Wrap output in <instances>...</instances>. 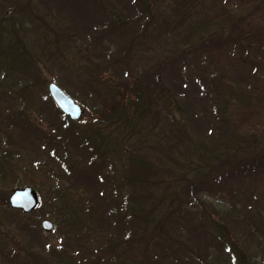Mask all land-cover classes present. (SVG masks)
Masks as SVG:
<instances>
[{"label": "trees", "instance_id": "obj_1", "mask_svg": "<svg viewBox=\"0 0 264 264\" xmlns=\"http://www.w3.org/2000/svg\"><path fill=\"white\" fill-rule=\"evenodd\" d=\"M90 1L92 4L87 0H72L71 4L76 14L82 10L86 12H83L84 16L87 13L89 15L87 21H82L83 25L75 28L73 23L72 32L77 35L76 29H80L85 38L98 39V44L102 45L100 50L103 60L102 73L91 69L93 75H90V78L87 76L83 79L84 82L80 83L85 85L86 95L98 92L92 97L98 102L96 103L95 100V103L85 108L88 109L91 117L98 118L97 129L125 130L129 142L127 144L122 141L123 146H119L115 141L112 142V138H103L102 134L91 136L85 134L96 126L88 127L84 131L76 130L73 124L55 108L51 99L42 104L40 102V105L49 104L55 108L57 116L54 123L51 121L48 123L43 113H36L35 116L42 124L47 122V131H41L30 123L27 105L25 109L20 108L17 111L13 108L7 109V114L2 112L6 108L0 105V117L3 118L0 120V264H158L159 261L156 258L148 259V255L143 254L139 257L127 258L124 253H116L111 257L114 250L110 239L105 246L102 243L101 246L96 245L81 253L79 256L83 254L85 257L82 261L78 259L75 261V255L67 253L62 246V249L53 248L48 244L37 246L36 243L39 242L36 239L39 231L37 226L29 221L28 215L11 209L7 199L1 197L2 185L6 180L5 174L8 172L5 161L7 157L15 155L11 136L14 134L12 133L14 129L18 131V127H23L25 131L33 134L40 148L48 150L54 159L61 162L60 176H63V173L66 176L71 175L68 162L77 164L89 158L99 160V163L93 164L91 168L94 169V176L97 177L101 187L115 183L111 179L112 173L115 172L125 188L137 183L140 186V192L135 191L133 195L128 192V196L124 197V205H121L115 197L110 199L109 201L115 204L109 206L105 203L102 207L103 210L106 209L102 212L103 216L95 215L96 217L93 216L95 210L91 209L93 202L85 200L87 204L84 206L82 199L74 201L71 198V201H66L65 193L53 187L50 213L58 219L56 220L58 226L66 230L63 235L75 236L78 241L83 242L79 233L86 236L102 235V231L108 232L118 224H126L129 231L132 228V233L128 232L132 240L139 238L138 234L140 236L143 234L144 237L153 236L149 242L159 248L158 254L164 255L161 260L165 261H159V264H208L202 261L204 259L200 257L199 249L194 246L188 247L185 242L182 243V235L179 233V229H184L183 223L187 222L182 218V213L189 214L193 211L197 223L196 219L191 220V231L198 232L201 225L206 226L209 230L206 233L208 238L204 237V239L212 242L211 246L220 253V257L227 256L229 264H242L244 260L249 264H258L256 261L252 262L253 259L247 252L237 249L228 237L229 228L233 229L236 225L247 231V234L244 231L239 234L244 238L248 236L252 239L260 230L259 225L252 224L251 221L245 226L244 216L241 219L235 216L236 202L252 204V210L244 211L250 216L255 214L258 198L242 193V189L239 188H236L239 191L227 188L226 194L218 188H223L229 181L244 180L258 172H264V143L252 147H244L242 144V139L247 136L250 129L255 128V123L259 120L258 112L264 106V84L257 85L258 80H255L249 83L246 89H242L238 77L232 75L229 79L227 73L229 70L219 67L220 58L223 59L228 55L218 46H221L219 45L221 42H226L222 44L224 48L240 50L243 55L246 53L245 57L248 56L249 45L252 44L245 43L243 46L246 38L242 36L248 34L245 33L248 31L237 22L240 19L246 21L244 24L249 25L252 13H249L248 18L242 15L246 11L257 12L261 8V0H129L135 7V13L133 7L130 10L118 9V7L116 9L113 4L107 3L110 0ZM88 4L96 10L97 17L90 14L92 11L84 9ZM71 16L76 18L74 15ZM8 18L11 20V17ZM117 31L119 34L115 33ZM124 33L129 35L128 41L124 39ZM109 35H114L115 38L108 39ZM10 37L18 38L16 33L11 34ZM80 37L83 35L81 34ZM263 37L264 33L260 31L259 39L263 40ZM136 43L137 48L141 49V52L137 51V55L134 51ZM111 47H114L113 51ZM191 48L195 50H187ZM190 51L200 54L199 66L193 70L199 74L193 76L192 72L191 76L186 77L177 71V67L181 62L187 61L185 59L190 55ZM3 52L10 54V57L17 61L11 54L10 47ZM150 52H154V55L148 59ZM80 54L78 51L79 57ZM144 55L145 58L141 62L139 58ZM115 66L125 70L119 82H115L108 70ZM85 69L77 68L76 72ZM254 74L258 76L257 68ZM96 83H100L102 91L95 90ZM190 86L193 93L187 96V89ZM26 89L18 95L27 92ZM103 91L107 98L102 94ZM185 99L204 101L209 109L210 120L206 123L204 133L196 127L193 128L199 126L196 114L193 116L190 114L189 117L183 111L181 106ZM236 103L245 106V114L242 111L237 116L236 112H231L229 108L236 107ZM157 116H162L165 126L164 136L161 134L154 136L157 129L154 120ZM61 133L65 134L62 143L53 145L54 138ZM69 137L70 140L67 139ZM156 138L159 141L165 138L167 143L165 157L172 159L174 149V153L177 152L182 156L180 165L167 173L166 181L169 186L174 183L176 188L169 193H163L161 200L150 193L148 188L153 186L152 180L162 176V173L152 171L145 153H159L162 146ZM250 138H246V141ZM249 154L255 159L245 162V156ZM113 158L117 160L115 165L111 163ZM118 164L119 170L116 168ZM102 168L107 169L106 173L97 172ZM211 189L215 197L219 196L216 197L218 204L224 205L221 208H226L214 211L219 221L215 220L213 223L208 221L209 214L205 204L213 207L212 209H216V206L202 198L204 193L211 194ZM96 196L98 200H102V195L98 193ZM178 201L185 204H179ZM195 202L199 205L197 206L199 211L194 210ZM76 204L80 206L75 207ZM188 206L193 209H189ZM123 228L120 225L119 232ZM187 235L189 238L193 237L190 233ZM66 244L68 245L67 242ZM213 254L215 252L211 253L208 260L213 259L212 263L217 258L213 257Z\"/></svg>", "mask_w": 264, "mask_h": 264}, {"label": "rangeland", "instance_id": "obj_2", "mask_svg": "<svg viewBox=\"0 0 264 264\" xmlns=\"http://www.w3.org/2000/svg\"><path fill=\"white\" fill-rule=\"evenodd\" d=\"M87 1L92 4L90 0ZM107 3L113 4L116 9L118 7V9L124 8L126 10H130L133 7V12L135 13V7L132 6V3H130L129 0L128 2L125 0H110ZM71 4L72 0H0V105H2L3 108H6V110L4 109L2 112L7 114V109L12 108L15 111L20 108L25 109L27 105V114L30 116V123L34 126L36 125L41 131H47V122L49 123V121H51L54 123L57 116L55 112L56 107L53 108V106L49 104V106H41L40 102L42 104L50 99L46 86L48 83H54L63 89V91L69 97L74 99L75 102L78 103L84 110L81 119L76 123H72L76 130L84 131L88 127L96 126L95 128H91V130L86 131L85 134L89 136L102 134L103 138H112V142L115 141V144L123 146L121 145L122 141H125L126 143L129 142L127 131L122 129H114V131L97 129L98 118L93 116L91 117L88 109L85 108L95 103V100L96 103L98 102L97 99L92 98L98 92H94L92 95H86L84 90L87 89L84 88L85 85H81L80 83L84 82L83 79L87 76L90 78V75H93L91 69H95L98 73H102L101 63L103 60H101L102 57L100 53L102 45L98 44V39H91L89 37L85 38L82 30L80 29H76L78 36L72 32V24L75 23V28L76 26L83 25L82 21H87L89 19V15L87 13V15L84 16V11L82 10L78 11L76 14V10ZM90 4L84 6V9L92 11L90 14L97 17L96 10H93L92 5ZM260 4L261 8L257 12L246 11L242 15H246L248 18L249 13H252V18L249 19L251 20L249 25L244 24L246 21H241L240 19H238L237 22L239 26L245 28V31H248L245 32L248 34L242 35L246 38L243 46H245V43L247 45L250 43L252 44L249 45L250 48L248 50V56L245 57L246 53L243 55L240 50L235 51V49L233 50L229 47L224 48L222 44H226V42H221V44H219L221 46H218L222 47L221 49L225 51L229 57V59L228 57H224L225 59L220 58L221 63H219V67L221 66L229 70L227 72L229 79L232 75L233 77H238V79H240L239 85L242 89H246L247 85L255 80H258L257 85L264 84V37L263 40L259 39L260 31L264 33V0H261ZM71 15H74L76 18ZM8 17H11V20H9ZM6 22L9 23L7 24ZM213 32L215 31L213 30ZM13 33L17 34V39L10 37ZM115 33L119 34V31ZM158 33L160 32L158 31ZM81 34L83 37H80ZM114 38V35H109L108 37V39ZM129 38V35L124 33V39L128 41ZM7 47L11 48V54L17 61H14L10 57V54L3 52ZM95 49L96 52L94 53ZM113 50L114 47H111V51ZM187 50L195 49L191 48ZM78 51H80L83 56L80 54L79 57L77 55ZM134 51L136 55L137 51L141 52V49L137 48V43ZM61 53L63 55H60ZM158 53L159 52H156V54ZM189 53L190 55L185 59L187 61L181 62L177 67V71L186 77L192 75L194 68H198V62L200 61V54L192 51ZM148 54V59H151L154 52H150ZM138 57L139 55L136 58L138 59ZM144 58L145 55L140 56L139 59H141L142 62ZM235 59L238 61L234 62ZM146 63L149 64V62ZM12 67L13 70H11ZM83 67L86 68L85 71L78 70V72H76L77 68L82 69ZM255 68H257L258 76H255L254 74ZM108 70L111 72L110 75H112L115 82H119L125 73V70L118 66L111 67ZM194 73L195 71L193 72V76H195L198 72ZM120 74L122 75L120 76ZM94 88L95 90L98 89L102 91L100 83H96ZM24 89H26L25 91L27 92L18 95V93H22V90ZM187 91V96H190L193 93L191 86L187 89ZM102 94L105 98H107L104 91ZM235 105L236 107L229 108L231 112H236L235 114H237V116L240 115L242 111H244L245 114L246 108L244 105H242L243 108L237 103ZM181 107L183 111L189 115V117L190 114L192 116L196 114L198 118L196 120L199 126H193V128L196 127L200 132L204 133L206 123L210 120L209 109L204 104V101L200 102L196 99H185ZM36 113H43L47 122L42 124L38 119H36ZM257 116H259V120L255 123V128L250 129L247 132V136L242 139L244 147H252V145H259L262 144V142L264 143V106L261 111L258 112ZM1 119L3 118L0 117V120ZM154 125L157 126L154 136L156 134L164 136L165 126L163 125L162 116L155 117ZM37 131L39 130L37 129ZM258 132H261V134ZM12 133H14L11 136V140L13 148H15V155L13 157H7L5 161L8 165V172L5 174L6 180L2 185L3 188L1 189V197L7 199L10 193H12L15 189H22L26 187L32 188L38 194L40 199L39 207L35 212L28 215L29 221L36 225L39 230L37 231L36 238L39 240V242L36 243L37 246L41 244H48L53 248L60 247L62 249L63 247L66 249L67 253L75 255V261L77 259L82 261L85 257L83 254L82 256H79L81 253L96 245L101 246L102 243L105 246L108 239H110L114 250L111 257L116 253H124L127 258H133L135 256L139 257L143 254L144 256L148 255V259L156 258V260L165 261L161 260L164 255L158 254L160 252L158 250L159 248L153 246V244L149 242L153 236L145 235L144 237L143 234L142 236L138 234L139 238H134L132 240V236L128 235V232L130 233L132 228H130L131 231H129L126 224H118L108 232L102 231V235L94 234L86 236L83 233H79L83 242L78 241L75 236L70 237L63 235V232H66V230L58 226V219L53 217L52 213H50L52 198L51 192H53V187H55L57 191L65 193L66 201H71V198L74 201L76 199H82L81 202L84 206L87 204L85 200L93 202L94 205L92 203L93 206L91 209L95 210L93 211V216L96 217L95 215L103 216L102 212L106 209L103 210L102 207L105 206V203L109 204V206H113L115 204L111 203L109 201L110 199L115 197L121 205H124V197L126 195L128 196V192L131 195H133L135 191L140 192V186L137 183L135 185H129L128 188H125L121 185L118 179L119 177L115 172L112 173L111 178L115 183H110L108 186L101 187L97 177L94 176V169L91 168L93 167V164L97 165L99 160L96 161V159L92 160L89 158L77 164L68 162V166L72 171L71 175L66 176L65 173H63V176H60L62 173L61 162L57 161L58 159H54L48 150L40 148V144L35 141L33 134L25 131V128L23 127H18V131L17 129H14V132ZM64 136L65 134L61 133V135L57 136V138H54L53 145L62 143ZM202 137L204 136L202 135ZM246 138L250 139L246 141ZM67 139L70 140L71 137ZM158 142H160L159 144L162 146L158 154L156 152L155 154L145 153L149 158L148 160L146 157L152 171H160L162 173V176H157L152 180L154 187L152 186L148 188L150 193L157 196L156 198L158 200H161V195L163 193H169L176 188L174 183H171L172 186H169L170 184L166 181L168 180L167 173L172 172L180 165L182 156H180L177 152L174 153V149L171 158L175 160L165 157V153L167 152L165 149L167 145L165 138L162 141L158 140ZM179 148L184 149V147ZM17 153L19 156H17ZM246 156L245 162L255 159V157H251L250 154L249 156ZM111 163H114L115 165L117 160L113 158ZM116 168L118 170L120 169L119 164L116 165ZM217 168L218 167H216V169ZM105 170L107 169L102 168L98 169L97 172L106 173ZM209 182L211 183V181ZM205 183H203L202 186H204ZM214 183L216 184L215 181ZM214 187L215 186H213L212 189H214ZM227 188H234L236 191H239L236 189L239 188L242 189V193L245 192L246 194H251L258 198V207L255 210V214L250 216L244 211L252 210V204H245L246 202H236L235 216L237 218L240 217V219L244 216L246 218L244 221L246 224H244L245 226H247L248 222L251 221L252 224L255 223L259 225L260 230L257 231L256 235L252 239L248 236L244 238L239 234L243 231L247 234V231H245L240 225H236L234 228L232 227L233 229L229 228L230 234L228 237L230 238V242L234 244L237 249L249 254V256L253 259L252 262L256 261L258 264H264V172H258L254 176L251 175L244 178V180L239 179L238 181H229L223 188L218 189L223 194H226V192H228V190H226ZM212 189L210 191L211 194L207 195L204 193L202 195V198L206 202L216 206V209H212L213 207L205 204V209L209 214L208 221L210 223L215 222V220L219 221V218L214 211H217V209H220L219 211L226 209L221 208L224 206L223 204H218L216 197L218 198L219 196L215 197ZM98 193L102 195V200L97 199L96 195H98ZM103 200L106 201L103 202ZM178 202L182 205L185 204L184 202ZM121 205L119 207H121ZM194 205L196 206L194 210L199 211V207H197L199 206L198 203L195 202ZM244 205L245 207H243ZM77 206L80 205L76 204L75 207ZM188 207L189 209L191 208V206ZM119 211H121V208H119ZM192 213H182V218L187 220L185 224L183 223L184 229H179V233L182 235V243L185 242L188 247L193 248L194 246L199 249L201 253L200 257H203L202 259H204L202 261L208 262V264H229L227 256L224 255L220 257V253L217 250L215 251L214 246H211L212 242L205 241L204 237L208 238L206 233L209 231L206 226L201 225V227L198 228V232L191 231V220L196 219L195 215ZM44 220L53 225V229L51 231L46 232L41 229L40 224ZM204 224L206 225V223ZM120 225L122 228H125L119 232ZM188 233L193 235V237L189 238L187 235ZM66 242L68 245H65ZM221 251L223 252V246ZM214 252L215 254H213V257L217 258L212 263L213 259L210 261L208 260L210 259L211 253ZM159 261L158 264L160 263ZM242 264L249 263L244 260Z\"/></svg>", "mask_w": 264, "mask_h": 264}, {"label": "water", "instance_id": "obj_3", "mask_svg": "<svg viewBox=\"0 0 264 264\" xmlns=\"http://www.w3.org/2000/svg\"><path fill=\"white\" fill-rule=\"evenodd\" d=\"M47 90L50 98L58 108V110L72 122H77L82 116L81 107L67 96L57 85L49 83ZM9 207L13 210H18L24 214H29L35 211L39 206V197L37 193L27 187L13 191L8 197ZM43 231L49 232L52 229L51 223L43 221L41 223Z\"/></svg>", "mask_w": 264, "mask_h": 264}]
</instances>
